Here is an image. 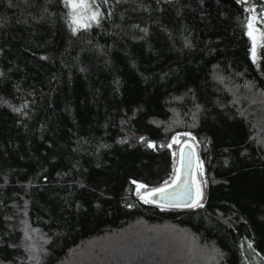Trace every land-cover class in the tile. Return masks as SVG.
Segmentation results:
<instances>
[{
	"label": "trees",
	"instance_id": "trees-1",
	"mask_svg": "<svg viewBox=\"0 0 264 264\" xmlns=\"http://www.w3.org/2000/svg\"><path fill=\"white\" fill-rule=\"evenodd\" d=\"M90 2L0 0V264H264V0ZM186 140L202 206L145 203Z\"/></svg>",
	"mask_w": 264,
	"mask_h": 264
},
{
	"label": "water",
	"instance_id": "water-1",
	"mask_svg": "<svg viewBox=\"0 0 264 264\" xmlns=\"http://www.w3.org/2000/svg\"><path fill=\"white\" fill-rule=\"evenodd\" d=\"M178 170V171H177ZM200 159L197 146L191 140L184 141L178 151V163L171 183L162 186L166 188L163 193L148 197L143 193V201L150 199L148 203L165 209H192L200 205L203 199V191L199 179ZM179 180L176 181V176ZM175 181V182H174ZM160 187V188H162ZM151 191V190H150ZM195 206H190V205Z\"/></svg>",
	"mask_w": 264,
	"mask_h": 264
},
{
	"label": "snow or ice",
	"instance_id": "snow-or-ice-1",
	"mask_svg": "<svg viewBox=\"0 0 264 264\" xmlns=\"http://www.w3.org/2000/svg\"><path fill=\"white\" fill-rule=\"evenodd\" d=\"M66 6H70L73 10L71 23L73 25L72 31L75 33L79 29H88L92 26L88 21H94L99 24V16L101 13L98 10L93 9V3L90 0H65ZM98 8V6H96ZM79 10V11H78ZM254 11V9L252 10ZM90 12V15H85L84 13ZM257 17L253 16L248 21V35L252 38V55L253 59H256L257 47H264V32H261L259 29L255 28ZM258 33V35H256ZM258 40L260 43L258 44ZM15 111H20V109H14ZM176 142V141H174ZM153 146L154 145H150ZM178 171V170H177ZM179 180V175L176 176V181ZM175 182V181H174ZM144 185H139V188H144ZM166 191V188H157L151 190L147 193L148 197L155 196L158 193H163ZM143 198V197H142ZM154 201L150 199H145V203H152ZM190 206H195L190 205ZM202 206V205H200Z\"/></svg>",
	"mask_w": 264,
	"mask_h": 264
},
{
	"label": "rangeland",
	"instance_id": "rangeland-1",
	"mask_svg": "<svg viewBox=\"0 0 264 264\" xmlns=\"http://www.w3.org/2000/svg\"><path fill=\"white\" fill-rule=\"evenodd\" d=\"M79 11V10H78ZM70 12H71V15L73 14V10L71 9L70 7ZM256 17V16H255ZM255 28L259 29L261 32H264V27L262 24H259L258 20L256 21V24H255ZM256 35H258V33H256ZM250 37V36H249ZM251 41H252V38L250 37ZM253 43V41H252ZM260 43V41L258 40V44ZM176 142H179V139H176ZM139 185L140 184H137V190L140 191L142 188H139Z\"/></svg>",
	"mask_w": 264,
	"mask_h": 264
},
{
	"label": "bare ground",
	"instance_id": "bare-ground-1",
	"mask_svg": "<svg viewBox=\"0 0 264 264\" xmlns=\"http://www.w3.org/2000/svg\"><path fill=\"white\" fill-rule=\"evenodd\" d=\"M175 176V175H174ZM171 183V182H170ZM199 206V205H198ZM196 208V207H195ZM165 209V208H164ZM193 209V208H192Z\"/></svg>",
	"mask_w": 264,
	"mask_h": 264
}]
</instances>
